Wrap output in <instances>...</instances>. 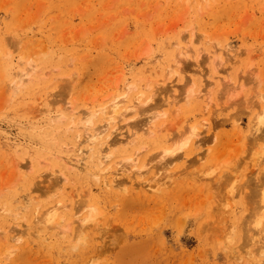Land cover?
I'll return each mask as SVG.
<instances>
[{
    "label": "rangeland",
    "instance_id": "rangeland-1",
    "mask_svg": "<svg viewBox=\"0 0 264 264\" xmlns=\"http://www.w3.org/2000/svg\"><path fill=\"white\" fill-rule=\"evenodd\" d=\"M262 188L264 0H0V264H264Z\"/></svg>",
    "mask_w": 264,
    "mask_h": 264
},
{
    "label": "bare ground",
    "instance_id": "bare-ground-1",
    "mask_svg": "<svg viewBox=\"0 0 264 264\" xmlns=\"http://www.w3.org/2000/svg\"><path fill=\"white\" fill-rule=\"evenodd\" d=\"M192 36L193 33H192ZM191 36V37H192ZM192 39V38H191ZM195 41V40H194ZM191 44V42H189ZM189 54V52H188ZM178 62V61H177ZM130 87V86H129ZM132 87V86H131ZM135 87V86H134ZM132 89H134L132 87ZM128 91V89H126ZM135 96V95H134ZM140 97H142V93H140L138 95V97L136 98V101L137 102H140ZM126 95H123L121 97H115V99L109 104V106H103L101 107L100 109H97L95 110L92 114L89 115V117H86V119L83 121V120H78L77 123L74 121H71L73 122V124L75 123V125L73 124H69V126L71 128H73L75 131H76V127L79 126V125H83V138L86 142L90 143V144H93L95 143L96 141H101L104 139V137L107 136L108 134V131L110 129V127H113L115 126L114 121L120 116L122 115V112L123 110L120 109V106H123V105H126L125 103L127 102L126 101ZM150 98H147V100L144 101V103H146L147 101H149ZM176 99V98H175ZM127 107H134V105H129L127 104ZM100 116L99 120H97V122H94L92 120V117L91 116ZM152 118L153 117H148L146 119V122L144 124L146 125H150L152 123ZM261 120V119H260ZM151 121V122H150ZM259 121V120H258ZM70 122V123H72ZM257 122V121H256ZM255 122V123H256ZM77 125V126H76ZM145 126V125H144ZM150 127V126H149ZM261 122L256 125L254 127V132L252 133H256V134H259L260 130H261V133H262V128H261ZM146 129V128H145ZM188 134L185 135V137L182 139L183 141H181L180 143H176L174 146H172L171 148L169 149H165V151H167V153L171 154L170 158L166 161V164L169 165L171 164L174 160L178 159L180 156V154H177V150L181 149L184 145H186L188 142H189V138L190 136L191 137H195V143L199 142V143H204L205 139L199 137L200 136V133L197 132L196 128L193 127L191 129V131L188 129ZM77 132V131H76ZM133 134V133H132ZM263 134V133H262ZM80 136L81 134L77 135V137L79 138V141H82L83 139H80ZM259 136H262V135H259ZM256 137H258V135H256ZM134 139V138H133ZM256 139V138H255ZM91 146H89L88 148H85L84 150L88 151V149H90ZM82 150H80L81 152ZM85 159V157H76L75 158V162L76 163H80L81 161H83ZM138 159V156H137V153H134L133 155V158L131 159V163L133 166H135L136 164V160ZM103 157H100V159L98 160V163L99 164H102L103 163ZM169 173H173L172 171L169 172ZM111 182L115 183V186H118L120 187L123 186V183L125 181L123 180H116V179H111ZM160 182V179L158 178H154L153 179V182L152 183H148L151 188V186H155L156 184H158ZM107 183H105L106 185ZM107 186V185H106ZM159 186V185H158ZM114 187V186H113ZM263 190V191H262ZM261 190V194H260V202H261V208L259 211H256L255 214H253L252 216L254 217H251L252 219L250 221H252L251 223L255 226V227H258L261 225H263L264 223V188H262ZM258 196V195H257ZM258 199V198H257ZM259 202V199L257 200ZM57 203H60L59 201ZM260 204V203H259ZM260 206V205H258ZM61 208L60 204H57L55 206H53L52 208H48L49 209V212L47 213V218H46V221L47 222H50L52 224H58L60 222V220H62V216H59L57 215L58 214V211L59 209ZM95 208L93 207H90L89 208V213L87 216H85L84 218L81 219V223L85 224V223H89V222H93L95 217H96V213H95ZM255 212V211H254ZM253 212V213H254ZM250 219V218H249ZM248 224V223H247ZM251 226V225H250ZM253 226V228H254ZM82 227V225H81ZM248 227V226H247ZM262 227V226H261ZM258 229V228H257ZM264 229V227H263ZM248 236V235H247ZM251 236V235H250ZM249 236V237H250ZM263 248V247H262ZM9 251V250H8Z\"/></svg>",
    "mask_w": 264,
    "mask_h": 264
}]
</instances>
